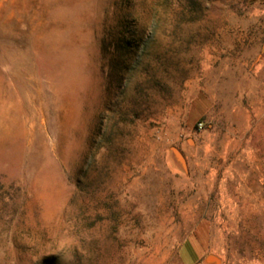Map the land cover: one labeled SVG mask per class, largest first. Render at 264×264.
Returning <instances> with one entry per match:
<instances>
[{
  "label": "rangeland",
  "instance_id": "obj_1",
  "mask_svg": "<svg viewBox=\"0 0 264 264\" xmlns=\"http://www.w3.org/2000/svg\"><path fill=\"white\" fill-rule=\"evenodd\" d=\"M0 264H264V0H0Z\"/></svg>",
  "mask_w": 264,
  "mask_h": 264
},
{
  "label": "crops",
  "instance_id": "obj_2",
  "mask_svg": "<svg viewBox=\"0 0 264 264\" xmlns=\"http://www.w3.org/2000/svg\"><path fill=\"white\" fill-rule=\"evenodd\" d=\"M198 254H199V251H198V249H196L195 256H197Z\"/></svg>",
  "mask_w": 264,
  "mask_h": 264
},
{
  "label": "built area",
  "instance_id": "obj_3",
  "mask_svg": "<svg viewBox=\"0 0 264 264\" xmlns=\"http://www.w3.org/2000/svg\"><path fill=\"white\" fill-rule=\"evenodd\" d=\"M199 125H201V123H199Z\"/></svg>",
  "mask_w": 264,
  "mask_h": 264
}]
</instances>
